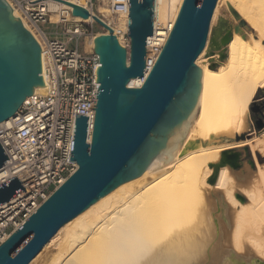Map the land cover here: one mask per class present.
Listing matches in <instances>:
<instances>
[{
	"label": "bare ground",
	"instance_id": "1",
	"mask_svg": "<svg viewBox=\"0 0 264 264\" xmlns=\"http://www.w3.org/2000/svg\"><path fill=\"white\" fill-rule=\"evenodd\" d=\"M182 1L154 0L148 58L157 23L172 26ZM48 5L51 22L59 19V8L69 7L54 1ZM97 10L114 34L127 32L128 16H113L105 5ZM75 20L94 21L91 16ZM93 40L87 41L88 51ZM118 41L127 48L122 37ZM195 64L201 70L199 116L180 149L153 159L140 176L63 225L28 264H256L257 257L264 261V168L255 161L257 186L242 189L243 201L237 200L231 168H237L239 155L235 153L232 161L227 158L236 147L249 145L252 154L264 150V132L254 141L236 139L249 129L250 103L264 90V0H217ZM142 83L141 78H131L128 84ZM43 92L34 88V93ZM230 208L231 220L226 214ZM228 238L236 254L226 248ZM245 247L252 257L241 256Z\"/></svg>",
	"mask_w": 264,
	"mask_h": 264
},
{
	"label": "water",
	"instance_id": "2",
	"mask_svg": "<svg viewBox=\"0 0 264 264\" xmlns=\"http://www.w3.org/2000/svg\"><path fill=\"white\" fill-rule=\"evenodd\" d=\"M56 1L71 7L74 17H90L76 4ZM216 2L182 1L147 74L146 41L153 34L154 0H129L127 49L105 23L92 16L108 34L93 40L100 66L90 143L86 142L88 117L76 115L69 160L76 162V171L0 244V264H28L63 225L140 176L153 159L180 149L199 116L201 70L195 61L205 47ZM41 73L39 44L14 17L7 1L0 0V123L15 114L35 87L47 91ZM131 78L143 79L142 85L129 86ZM249 110L260 112L254 102ZM235 157L233 152L227 155L230 161ZM7 160L0 145V168ZM23 192L16 176L0 184V205Z\"/></svg>",
	"mask_w": 264,
	"mask_h": 264
},
{
	"label": "built area",
	"instance_id": "3",
	"mask_svg": "<svg viewBox=\"0 0 264 264\" xmlns=\"http://www.w3.org/2000/svg\"><path fill=\"white\" fill-rule=\"evenodd\" d=\"M6 1L13 15L17 13L14 17L40 46L41 76L47 91L43 94L33 92L8 122L0 125V145L8 159L0 168V184L16 176L25 191L0 205V244L21 228L52 191L76 171V162L69 161L74 144L75 117H88L86 142L90 143L95 113L91 108L96 105L99 87L96 83V69L100 66L98 56L93 53V47L87 50V41L108 34L101 26V32L94 30V21L75 20L83 19L72 16L71 7L59 8V19L51 22L53 13L48 2L60 3L56 0ZM64 1L84 8L91 17L101 21L99 5H105L113 16H128L129 0ZM47 23L57 26L58 31H44L42 26ZM173 25L157 23L156 40L149 44L151 57H145L146 70L153 66ZM110 29L117 40L122 37L126 41L124 45H128L127 32L119 30L114 34ZM81 40H85L84 51L79 50ZM73 42L74 48L70 47ZM147 46L146 41V50Z\"/></svg>",
	"mask_w": 264,
	"mask_h": 264
},
{
	"label": "rangeland",
	"instance_id": "4",
	"mask_svg": "<svg viewBox=\"0 0 264 264\" xmlns=\"http://www.w3.org/2000/svg\"><path fill=\"white\" fill-rule=\"evenodd\" d=\"M95 2V0H93ZM105 2V0H104ZM96 11V9H95ZM245 27L246 32L251 33L252 30H250V28H248V26L243 23L242 24ZM42 29L46 32H51V33H56L58 31V27L51 24V23H47L44 24L42 26ZM249 29V30H248ZM94 30H96L97 32H101L100 30V26L98 24H94ZM231 31V28L229 29ZM235 30V27H234ZM124 44L126 43L125 40H123ZM70 47L74 48L75 47V43H71ZM79 50L80 51H84L85 50V40H81L79 42ZM252 102H254L256 105L259 106L260 108V112H251L249 110L250 113V127L249 129L244 132L243 134L245 135V140H250V141H254L257 138H259L260 134H262L264 132V90H259V92L257 93V95L255 96V98L252 100ZM251 104V103H250ZM260 121L262 123V126H258L257 122ZM243 139V140H244ZM261 149H255V153L252 154L251 150H250V146L246 145L245 147L239 149L238 147L233 148L232 152L233 153H237L239 155V162H238V166L236 169H232L233 173H232V177L235 180L237 186H238V190L235 194V198L237 200H242L243 196H242V189H255L257 185L254 186V183H256L255 181V177H254V171H255V161L258 162L259 164L262 165V167L264 168V150ZM253 184V186H252ZM255 187V188H254ZM243 201V200H242ZM228 214L227 219L231 220L233 217V215H231L232 213H234V209L230 208L228 210H226ZM231 212V214H230ZM231 240L228 238L227 239V247L228 249L232 250V247L230 246ZM230 246V247H228ZM246 249L241 252H237V253H241V256L245 257V258H249L252 257L253 255L251 254L252 252H250V250L245 247ZM234 251V250H232ZM234 253L236 254V251H234ZM258 259V260H257ZM256 264H264V261L260 258H255Z\"/></svg>",
	"mask_w": 264,
	"mask_h": 264
}]
</instances>
